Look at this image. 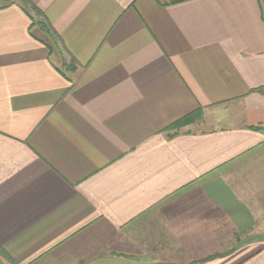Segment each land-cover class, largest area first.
<instances>
[{"label": "crops", "instance_id": "1", "mask_svg": "<svg viewBox=\"0 0 264 264\" xmlns=\"http://www.w3.org/2000/svg\"><path fill=\"white\" fill-rule=\"evenodd\" d=\"M11 1L0 263L264 264V0Z\"/></svg>", "mask_w": 264, "mask_h": 264}, {"label": "trees", "instance_id": "2", "mask_svg": "<svg viewBox=\"0 0 264 264\" xmlns=\"http://www.w3.org/2000/svg\"><path fill=\"white\" fill-rule=\"evenodd\" d=\"M159 1H161L163 4L167 3L166 1H163V0H159ZM178 1H181V0H175L174 2H178ZM13 2L14 1H10L5 5H0V8H4ZM20 3L22 4V7H27L29 9L34 10V13H35V15H37V17L35 15H32L33 23L37 24L41 28V30L46 34L48 40H51V41L56 43L57 40H56L55 32L52 30V27L49 25L47 19L45 17L44 18L41 17L42 13H41V11L37 10L36 5L31 0H21ZM202 112H203L202 107H199L196 110H194V111L188 113L187 115L179 118L178 120L174 121L165 130L174 132L173 134H175L178 131H181L180 130L181 128L193 123L196 119L201 117ZM255 129L264 130L263 127H255Z\"/></svg>", "mask_w": 264, "mask_h": 264}, {"label": "rangeland", "instance_id": "3", "mask_svg": "<svg viewBox=\"0 0 264 264\" xmlns=\"http://www.w3.org/2000/svg\"><path fill=\"white\" fill-rule=\"evenodd\" d=\"M9 1H11V0H0V5H2V4H4V3H6V2H9ZM17 1H19V2H21V0H17ZM204 116V111L202 112V115H201V117H199L198 119H196L197 121L198 120H200L202 117ZM196 120L193 122V123H195L196 122ZM231 121L232 122H234V120L233 119H231ZM192 124V123H191ZM190 125V124H189ZM202 126H199L198 128H201ZM259 229H261L259 226H256V227H254L252 230L253 231H248V233H247V237L249 236V235H264V231H262L264 228H262V230H259ZM263 233V234H262ZM156 245V247L159 249H161L162 248V246L163 245H157V244H155ZM152 246V245H151ZM161 254H168V252L167 251H162L161 250ZM1 264V263H0Z\"/></svg>", "mask_w": 264, "mask_h": 264}]
</instances>
